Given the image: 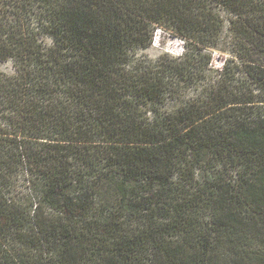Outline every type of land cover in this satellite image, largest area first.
<instances>
[{
    "label": "trees",
    "instance_id": "trees-1",
    "mask_svg": "<svg viewBox=\"0 0 264 264\" xmlns=\"http://www.w3.org/2000/svg\"><path fill=\"white\" fill-rule=\"evenodd\" d=\"M0 264H264V0H0Z\"/></svg>",
    "mask_w": 264,
    "mask_h": 264
},
{
    "label": "rangeland",
    "instance_id": "rangeland-1",
    "mask_svg": "<svg viewBox=\"0 0 264 264\" xmlns=\"http://www.w3.org/2000/svg\"><path fill=\"white\" fill-rule=\"evenodd\" d=\"M182 41L177 38L172 37L168 33L157 29L154 33L153 42L151 48L144 53L148 57H154L160 52H166L172 56H177L182 52ZM227 57V53L223 55H218V51L213 53V66L218 68L221 66L222 58ZM201 162L200 164L195 165L190 168L185 166L181 173H175L173 180L177 182L183 189V195L187 196L192 193L194 187H204L206 189H219L224 190L228 185L233 184V181L236 180V171L243 169V165L240 162L228 161V164L221 165V163H216L214 161ZM212 181H216V186H212ZM230 183V184H229ZM210 185V186H208ZM199 223L207 222L209 217L208 213L199 214Z\"/></svg>",
    "mask_w": 264,
    "mask_h": 264
}]
</instances>
